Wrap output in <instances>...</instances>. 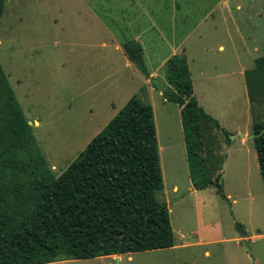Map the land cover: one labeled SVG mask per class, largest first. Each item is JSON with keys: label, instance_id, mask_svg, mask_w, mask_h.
Masks as SVG:
<instances>
[{"label": "rangeland", "instance_id": "374dc122", "mask_svg": "<svg viewBox=\"0 0 264 264\" xmlns=\"http://www.w3.org/2000/svg\"><path fill=\"white\" fill-rule=\"evenodd\" d=\"M130 39L154 77L124 54ZM170 48L168 58H185L194 100L218 123H202L204 162H188L180 107L162 95L177 93L165 78ZM262 56L264 0H4L0 64L53 175L130 97L148 102L162 177L156 198L174 238L168 248L47 264H264L251 136L264 120ZM202 175H218L224 197L214 182L197 188Z\"/></svg>", "mask_w": 264, "mask_h": 264}, {"label": "trees", "instance_id": "16d2710c", "mask_svg": "<svg viewBox=\"0 0 264 264\" xmlns=\"http://www.w3.org/2000/svg\"><path fill=\"white\" fill-rule=\"evenodd\" d=\"M136 48L134 39L122 43L131 61ZM255 62L264 64V56ZM165 65V78L177 93L163 90L162 95L180 107L187 160L204 162L202 123H218L194 100L184 56L173 55ZM252 133L264 189V120L252 124ZM203 175L195 186L214 182L224 197L218 175L214 181ZM161 189L148 102L130 97L54 176L0 64V264H47L171 247L168 209L156 198Z\"/></svg>", "mask_w": 264, "mask_h": 264}, {"label": "water", "instance_id": "95a60500", "mask_svg": "<svg viewBox=\"0 0 264 264\" xmlns=\"http://www.w3.org/2000/svg\"><path fill=\"white\" fill-rule=\"evenodd\" d=\"M133 63L138 67L139 71L143 75H145L146 77H149V74H148V72H146L145 67L142 63V59H141V55H140V48H136V50H135V57L133 59ZM151 80H152V83H156V81L154 79L151 78ZM27 122H28V124L30 123L29 121H27ZM251 136L253 137L254 134H252ZM115 260H116V262H118L119 257L116 256Z\"/></svg>", "mask_w": 264, "mask_h": 264}, {"label": "crops", "instance_id": "0c3cea01", "mask_svg": "<svg viewBox=\"0 0 264 264\" xmlns=\"http://www.w3.org/2000/svg\"><path fill=\"white\" fill-rule=\"evenodd\" d=\"M187 35H188V33H187L186 36H184V37H187ZM137 37H138V36H137ZM183 39H184V38H183ZM183 39H182V41H183ZM135 40H136V39H135ZM182 41H181V42H182ZM138 43H139V42H138ZM139 46H140V44H139ZM117 47L119 48V46H116V48H117ZM176 47H177V46H176ZM217 48L221 50V49H222V45L219 44ZM174 53H175V48H170L169 53L163 58V61L165 62L166 59L168 58V56H169V55H172V54H174ZM142 54H143V53H142V48H141V46H140V55L142 56ZM155 71H156V69H155V68H152V69L148 72L149 77H150V76H153V77H154V76L156 75V72H155ZM241 72H242V74L244 75V71H241ZM190 80H191V79H190ZM173 190H177V187L174 186V187H173ZM205 253H207V252H205Z\"/></svg>", "mask_w": 264, "mask_h": 264}]
</instances>
